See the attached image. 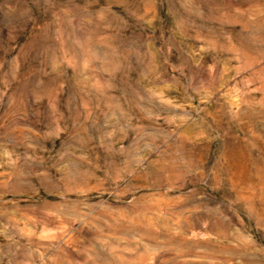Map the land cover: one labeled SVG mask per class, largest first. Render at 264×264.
Segmentation results:
<instances>
[{
	"label": "rangeland",
	"instance_id": "374dc122",
	"mask_svg": "<svg viewBox=\"0 0 264 264\" xmlns=\"http://www.w3.org/2000/svg\"><path fill=\"white\" fill-rule=\"evenodd\" d=\"M0 264H264V0H0Z\"/></svg>",
	"mask_w": 264,
	"mask_h": 264
}]
</instances>
